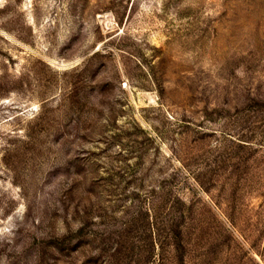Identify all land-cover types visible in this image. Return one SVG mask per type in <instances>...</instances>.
<instances>
[{"label": "rangeland", "instance_id": "1", "mask_svg": "<svg viewBox=\"0 0 264 264\" xmlns=\"http://www.w3.org/2000/svg\"><path fill=\"white\" fill-rule=\"evenodd\" d=\"M163 255L264 264V0H0V264Z\"/></svg>", "mask_w": 264, "mask_h": 264}, {"label": "trees", "instance_id": "2", "mask_svg": "<svg viewBox=\"0 0 264 264\" xmlns=\"http://www.w3.org/2000/svg\"><path fill=\"white\" fill-rule=\"evenodd\" d=\"M155 229L157 231V241L160 242V246L162 247L163 251L167 245L172 244L174 250L176 251V258L178 261L184 260L183 250L185 249V242H184V235H183V229L181 227V222L179 220L173 221L170 226L162 227L158 217H155ZM152 227V224H150V229ZM152 230V229H151ZM150 239L151 243L150 245V251L149 253L152 255L153 249L155 248V244H153V237L152 233L147 235L146 239ZM151 255H148L145 258L141 259L138 258L136 261L137 263H141L143 261H147L148 258H150ZM161 262H165V256L160 259Z\"/></svg>", "mask_w": 264, "mask_h": 264}]
</instances>
